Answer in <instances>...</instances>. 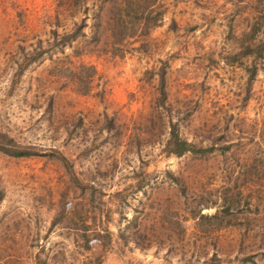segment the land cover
I'll return each instance as SVG.
<instances>
[{"label": "rangeland", "instance_id": "obj_1", "mask_svg": "<svg viewBox=\"0 0 264 264\" xmlns=\"http://www.w3.org/2000/svg\"><path fill=\"white\" fill-rule=\"evenodd\" d=\"M109 7L0 0V130L41 149L0 151V264H264V56L249 80L243 52L264 0H157V22L123 41ZM83 16L84 35L49 47ZM170 121L229 147L168 154Z\"/></svg>", "mask_w": 264, "mask_h": 264}, {"label": "trees", "instance_id": "obj_2", "mask_svg": "<svg viewBox=\"0 0 264 264\" xmlns=\"http://www.w3.org/2000/svg\"><path fill=\"white\" fill-rule=\"evenodd\" d=\"M110 7L108 9V13L106 16L107 22L110 25V30H108L109 34L113 36H117L119 40H127L129 36H131L135 30H137V26L139 25L140 30L145 32L149 26H152L157 22V19L160 18L162 11H155L154 6L157 3V0H109ZM155 12L153 15L154 21H151V13ZM132 14V16H131ZM126 15L128 16V23L126 19ZM264 16V14H263ZM86 17L83 16L80 20L75 24V26L69 30H64L62 32H58L56 29L52 28V42L49 47H53L56 49H60L64 51L65 45L67 43H71L74 39L78 38L80 35H84V27L86 26ZM48 48H43L39 50L36 54H41L42 52L47 51ZM244 53L250 54L252 57V65L249 69V80L254 77L256 74V64L255 60H260L264 56V37L259 39L256 43H249L244 46ZM34 57V56H33ZM35 58V57H34ZM261 61V60H260ZM166 64L167 60H163V63L158 68V96L156 99L160 102L161 105L165 104V100L167 98V92L165 89V73H166ZM85 65L80 68V71L77 73V78L81 82V80L88 82L90 79L89 69ZM89 78H86V76ZM85 88L84 92L89 90L86 83H83ZM247 99V95L244 97ZM168 138L165 143V150L168 154L181 155L187 151L193 153H207L213 151L217 148H228V144H223L222 147L216 145L215 143H210L208 145H197L195 142L188 140L184 137H181L178 131L177 123L170 121L169 123V132ZM0 151L5 152L14 156H28L31 154H37L41 152V149L36 147L35 145H25L17 142L11 135L7 134L4 131L0 130ZM53 154H56L64 164L68 173L74 182L78 184H82L77 176L74 173L72 164L68 160V158L58 149H51ZM198 215L205 217L206 215L203 213L197 212ZM216 214H213L210 217H215Z\"/></svg>", "mask_w": 264, "mask_h": 264}]
</instances>
